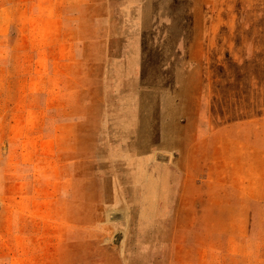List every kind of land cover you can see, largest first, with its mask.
<instances>
[{"label": "rangeland", "instance_id": "374dc122", "mask_svg": "<svg viewBox=\"0 0 264 264\" xmlns=\"http://www.w3.org/2000/svg\"><path fill=\"white\" fill-rule=\"evenodd\" d=\"M263 13L0 0V264H264Z\"/></svg>", "mask_w": 264, "mask_h": 264}, {"label": "crops", "instance_id": "0c3cea01", "mask_svg": "<svg viewBox=\"0 0 264 264\" xmlns=\"http://www.w3.org/2000/svg\"><path fill=\"white\" fill-rule=\"evenodd\" d=\"M264 15V13H263ZM262 21H264V19H262ZM262 28L264 29V23H262ZM216 57V56H215ZM218 58V57H217ZM218 80H221V79H218ZM214 93H213V96H214V107H212L213 109L211 110V108L209 107L210 106V101L207 102V99H205V101L203 103H200L199 104V107H198V113H202V112H208V111H213L215 114H214V123L216 124L217 122V118H220L221 115H219L220 113L219 112H225L228 110V107H223L222 105V101L218 98H219V95H218V89H216V84H214ZM203 105V106H202ZM207 106V107H206ZM225 106V105H224ZM198 115V122H201L200 119L202 120V116L201 115ZM204 120H206V116H204ZM211 121L208 122V124L210 123ZM202 154V152H200V155Z\"/></svg>", "mask_w": 264, "mask_h": 264}]
</instances>
